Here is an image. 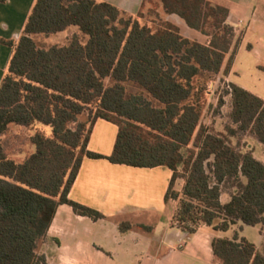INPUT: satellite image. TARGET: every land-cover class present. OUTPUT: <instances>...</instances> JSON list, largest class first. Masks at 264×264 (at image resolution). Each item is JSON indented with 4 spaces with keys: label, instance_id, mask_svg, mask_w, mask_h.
I'll list each match as a JSON object with an SVG mask.
<instances>
[{
    "label": "trees",
    "instance_id": "1",
    "mask_svg": "<svg viewBox=\"0 0 264 264\" xmlns=\"http://www.w3.org/2000/svg\"><path fill=\"white\" fill-rule=\"evenodd\" d=\"M154 1L210 43L182 35L155 9L158 23L143 22ZM228 20L229 9L210 0H144L137 15L98 0H36L17 42L0 40L14 47L0 84V264H47L38 249L60 205L104 218L69 197L85 158L171 170L165 200L179 201L174 223L189 237L201 225L264 228V163L241 141L264 146V101L229 83L218 104L231 98L225 130L201 124L206 83L229 73L238 49ZM71 28L65 44L38 41ZM100 119L118 127L108 157L88 149ZM12 126L31 133L34 151L21 162L2 139ZM211 244L221 264H264V251L238 232Z\"/></svg>",
    "mask_w": 264,
    "mask_h": 264
},
{
    "label": "crops",
    "instance_id": "2",
    "mask_svg": "<svg viewBox=\"0 0 264 264\" xmlns=\"http://www.w3.org/2000/svg\"><path fill=\"white\" fill-rule=\"evenodd\" d=\"M98 1L108 2L132 15L139 13L144 2ZM210 1L229 9L228 21L234 26L239 43L229 73L222 76L230 84L240 86L232 79L237 52L252 31L264 46V0ZM35 2L7 0L0 3V40L17 42ZM166 19L179 26L182 35L204 45L210 43L209 36L189 28L178 17L166 16ZM238 27L243 30L240 36ZM247 48L255 49L251 43L247 44ZM13 51L14 47L0 42V84L7 73ZM263 58L257 69L264 73ZM240 87L264 101L263 91ZM117 135L115 124L100 119L93 128L88 149L108 157L113 152ZM171 177L172 171L165 167L133 168L112 164L106 159L85 158L69 197L99 211L104 218L94 221L77 215L69 205H60L38 253L46 257L47 264H221L213 253L211 243L215 237L231 239L228 236L231 230L247 238L263 252L264 228L260 226L253 227L259 230L257 240L246 236L250 226L242 223L232 226L227 232H217L201 225L189 237L174 223L178 200H170L172 208L166 213L168 205L165 196ZM183 184L184 181L181 186ZM181 189L178 191L181 192ZM228 200L222 197L223 203ZM123 223L127 225L125 230L121 229Z\"/></svg>",
    "mask_w": 264,
    "mask_h": 264
},
{
    "label": "rangeland",
    "instance_id": "3",
    "mask_svg": "<svg viewBox=\"0 0 264 264\" xmlns=\"http://www.w3.org/2000/svg\"><path fill=\"white\" fill-rule=\"evenodd\" d=\"M158 10L162 18L166 16L163 13L162 8L156 1L148 2L143 9L145 18L143 22H149L152 25L158 23L155 15L151 13L153 10ZM238 35L243 33L242 28H237ZM77 33L76 28H71L63 33L51 35L48 37H38L39 42H43L46 45L53 44H65L72 36ZM251 43L255 49L250 50L247 48V44ZM264 56V46L259 42V37L254 31L248 34L247 40L237 52L233 68V82L240 86H247L251 90H259L264 92V73L257 69V64ZM264 59V58H263ZM224 73V72H223ZM221 73L219 76H215L207 81L206 93H207V104L205 105L202 113L201 124L214 127L217 131H224L226 126L229 124V114L231 111V98L225 97V105L222 108L218 107L219 99L223 95L224 91L228 89L230 82L226 81ZM199 81L204 82V79ZM82 120H87L88 116L84 115ZM31 133L24 128L12 126V130L6 136H3V142L5 143L8 154L18 162L24 160V158L33 152L34 148L30 145L29 136ZM242 144L247 143V149H253L256 159L264 163V146L259 144L255 139L249 135L242 137ZM180 181L177 189H180ZM227 196H224V200ZM166 213L172 208L171 202L168 201ZM166 218V217H165ZM235 235L234 230L228 233V236L233 238ZM246 236L251 240H257L259 237V230L253 227H249ZM264 251V246L262 248Z\"/></svg>",
    "mask_w": 264,
    "mask_h": 264
}]
</instances>
